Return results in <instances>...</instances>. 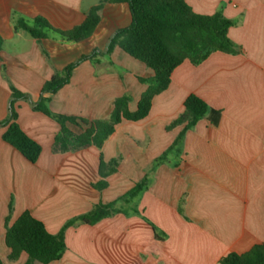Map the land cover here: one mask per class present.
Wrapping results in <instances>:
<instances>
[{
  "label": "crops",
  "instance_id": "0c3cea01",
  "mask_svg": "<svg viewBox=\"0 0 264 264\" xmlns=\"http://www.w3.org/2000/svg\"><path fill=\"white\" fill-rule=\"evenodd\" d=\"M100 0H0V120L8 113L10 85L33 100L55 71L93 49L105 48L113 31L130 23L126 3H105L91 36L65 41L49 31L36 39L14 28V17H43L56 29L79 24ZM195 12L221 10L231 20L235 54L214 52L197 65L185 60L168 87L152 99L148 114L122 120L103 142L63 153L52 151L59 124L17 102V122L41 145L35 163L2 139L0 126V260L24 264L23 252L7 258L8 224L28 210L56 233L69 219L108 203L140 180L153 160L173 142L183 124L166 126L183 110L187 95L210 110L185 131L181 153L157 165L148 187L133 201L135 212L116 213L95 224L78 223L64 232L66 249L47 264H217L229 252L242 253L264 241V0H186ZM152 70L115 47L95 63L80 62L70 81L49 94L56 113L107 118L113 100L128 92L134 110L146 85L138 77ZM76 133L81 127L68 123ZM120 157L101 190L99 159ZM12 201L9 214L8 205ZM156 234L160 238L156 237ZM33 264H43L34 261Z\"/></svg>",
  "mask_w": 264,
  "mask_h": 264
},
{
  "label": "trees",
  "instance_id": "16d2710c",
  "mask_svg": "<svg viewBox=\"0 0 264 264\" xmlns=\"http://www.w3.org/2000/svg\"><path fill=\"white\" fill-rule=\"evenodd\" d=\"M105 3H126L131 20L128 25L113 31L103 50L95 48L68 63L61 70L55 71L43 83L36 100L28 93L10 85L8 113L0 120V126L5 127L2 139L31 163L37 161L41 145L28 136L17 122L19 100L28 101L34 111L49 116L59 124V130L52 143L53 152L76 151L91 145L101 148L122 120L137 121L148 114L153 97L168 87L173 70L183 61L197 65L217 51L230 54L238 52V47L228 37L231 20L225 17L221 10L212 14L195 12L186 0H100L86 12L79 24L67 30L56 29L39 16L31 20L14 17V28L25 30L38 40L45 38L47 32L51 31L65 41H82L92 35L100 22V12ZM2 44L3 39L0 36V50ZM115 47H119L152 70L151 76L138 77L146 88L140 94L134 110L129 108L131 96L128 92L113 100V107L107 118L88 119L50 110L49 94L55 93L70 81L73 69L80 62L89 60L95 63L99 56L110 54ZM209 110L203 99L193 93L187 95L183 110L166 126V129H170L183 124L181 132L170 146L153 160L144 176L113 201L98 202L86 213L67 220L58 232H49L44 223L28 210H24L10 225L8 215L4 233V243L9 249L8 260H17L23 252L27 255L24 264H33L34 261L47 264L58 260L66 249L64 232L68 226L78 223L95 224L116 213L135 212L133 201L148 187L151 171L160 163L169 161L170 156H177L176 160L178 159L185 131L193 128ZM68 123L81 127L82 131L74 132L68 127ZM119 159L120 157H113L104 161L100 156V179L93 184L95 188L101 190L107 186L106 178L116 172ZM8 209L10 214L12 201ZM156 237L160 238L157 234ZM0 264H3L2 260ZM217 264H264V241L253 244L242 253L229 252L222 256Z\"/></svg>",
  "mask_w": 264,
  "mask_h": 264
}]
</instances>
